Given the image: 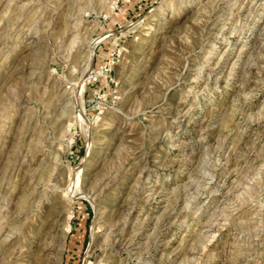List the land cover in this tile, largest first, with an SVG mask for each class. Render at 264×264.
<instances>
[{"label": "rangeland", "instance_id": "obj_1", "mask_svg": "<svg viewBox=\"0 0 264 264\" xmlns=\"http://www.w3.org/2000/svg\"><path fill=\"white\" fill-rule=\"evenodd\" d=\"M0 264H264V0H0Z\"/></svg>", "mask_w": 264, "mask_h": 264}, {"label": "bare ground", "instance_id": "obj_2", "mask_svg": "<svg viewBox=\"0 0 264 264\" xmlns=\"http://www.w3.org/2000/svg\"><path fill=\"white\" fill-rule=\"evenodd\" d=\"M90 60V59H89Z\"/></svg>", "mask_w": 264, "mask_h": 264}]
</instances>
